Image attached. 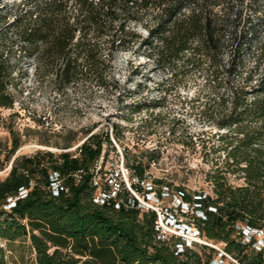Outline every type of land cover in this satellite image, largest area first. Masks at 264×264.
Listing matches in <instances>:
<instances>
[{"label":"trees","instance_id":"trees-1","mask_svg":"<svg viewBox=\"0 0 264 264\" xmlns=\"http://www.w3.org/2000/svg\"><path fill=\"white\" fill-rule=\"evenodd\" d=\"M17 8L9 26L25 56L35 60L38 77L58 91L80 81L107 88L115 54L140 41L168 69L209 71L219 101L213 120L232 133L208 147L213 154L225 151L224 158H212L213 193L186 196L189 223L208 243L179 250L159 238L156 211L96 202L101 140L85 142L77 154L60 153L53 164L64 178L58 194L38 154L14 157L19 140L12 148L0 140V170L13 161L0 177V238L29 237L38 264H214L217 255L230 256V264H264V240H258L264 233V0H23ZM139 26L148 34L142 40ZM10 68L0 52V108L15 102ZM106 139L111 142L109 133ZM135 169L143 178L145 166L139 162ZM77 170L83 171L79 181ZM232 174L244 182L232 183ZM155 184L162 197L169 182ZM0 264H7L1 245Z\"/></svg>","mask_w":264,"mask_h":264},{"label":"rangeland","instance_id":"rangeland-1","mask_svg":"<svg viewBox=\"0 0 264 264\" xmlns=\"http://www.w3.org/2000/svg\"><path fill=\"white\" fill-rule=\"evenodd\" d=\"M22 1L0 0V52L11 65L9 90L15 97L13 107L0 108L3 144L12 148L18 139L14 157L38 154L55 176L53 164L61 152L77 154L85 142L96 145L101 140L103 151L95 172L101 186L113 178L122 180L124 200L136 193L162 210V232L177 246L208 242L202 235L194 239L196 226L189 223L192 214L186 196L213 193L208 174L215 166L212 158L219 154L224 158L225 151L213 154L208 147L223 144L219 136L232 133L213 120L219 101L210 72L183 65L168 69L149 55L147 45L136 41L115 54L107 88L80 81L60 92L54 82L38 77L35 60L25 56L9 26ZM136 31L141 40L148 35L141 26ZM108 133L111 142L106 139ZM210 136L214 137L211 142ZM139 162L146 168L143 178L136 173ZM12 163L0 170L1 178L10 173ZM159 178L169 182V187L161 190L162 197L155 184ZM60 179L64 183V178ZM230 181L242 184L244 179L232 174ZM33 183L31 179L30 185ZM99 190L98 186L95 194ZM15 199L8 198L10 202ZM258 240H264V233L258 234ZM0 245L7 264H38L29 237L15 241L0 238ZM232 261L230 256L217 255L214 264Z\"/></svg>","mask_w":264,"mask_h":264},{"label":"built area","instance_id":"built-area-1","mask_svg":"<svg viewBox=\"0 0 264 264\" xmlns=\"http://www.w3.org/2000/svg\"><path fill=\"white\" fill-rule=\"evenodd\" d=\"M53 176H54V174H53ZM73 176L75 177V179L77 181H79L83 177V171L77 170L76 172L73 173ZM93 180H94V185L96 186V188L98 186L100 187L99 192H97L94 195V200L96 202L102 203V204L106 203V202H112L116 208H121L122 206H125L127 208H129V207L141 208L142 210H147V211L148 210H154L157 213L156 229L158 231V236H159V238H162V239L168 238L165 235V233L162 232L163 231L162 229L164 227V224H163L164 218H165V213L162 210L154 207L152 204H149L148 202H146L145 199H142L136 193L133 196H131V198L129 200H124L121 197V193H120L123 189V186H124V182L122 180L113 178L109 184V187L101 186L100 182L96 179V175L94 176ZM52 187H53V190L56 194H58L59 191L61 189H63V182L60 179V177L58 176V173H56V172H55V176H54V181L52 183ZM66 190L68 191L69 189L66 188ZM26 191L27 190H25V192ZM136 200H137V202H136ZM193 232L195 233L194 239H196L197 237H201V233L197 227ZM204 243H208V242H204ZM188 245H192V244H188ZM177 247L179 250H183V248L185 247V244L182 243V246H177Z\"/></svg>","mask_w":264,"mask_h":264},{"label":"water","instance_id":"water-1","mask_svg":"<svg viewBox=\"0 0 264 264\" xmlns=\"http://www.w3.org/2000/svg\"><path fill=\"white\" fill-rule=\"evenodd\" d=\"M12 167V166H11Z\"/></svg>","mask_w":264,"mask_h":264}]
</instances>
